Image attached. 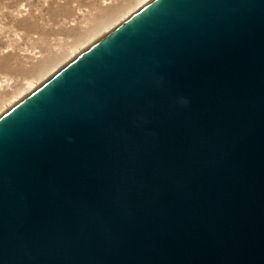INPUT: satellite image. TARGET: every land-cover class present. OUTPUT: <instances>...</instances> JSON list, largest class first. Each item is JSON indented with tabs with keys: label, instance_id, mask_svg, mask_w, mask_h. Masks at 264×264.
Segmentation results:
<instances>
[{
	"label": "water",
	"instance_id": "obj_1",
	"mask_svg": "<svg viewBox=\"0 0 264 264\" xmlns=\"http://www.w3.org/2000/svg\"><path fill=\"white\" fill-rule=\"evenodd\" d=\"M0 264H264V0H152L0 115Z\"/></svg>",
	"mask_w": 264,
	"mask_h": 264
},
{
	"label": "rangeland",
	"instance_id": "obj_2",
	"mask_svg": "<svg viewBox=\"0 0 264 264\" xmlns=\"http://www.w3.org/2000/svg\"><path fill=\"white\" fill-rule=\"evenodd\" d=\"M152 0H0V115Z\"/></svg>",
	"mask_w": 264,
	"mask_h": 264
},
{
	"label": "bare ground",
	"instance_id": "obj_3",
	"mask_svg": "<svg viewBox=\"0 0 264 264\" xmlns=\"http://www.w3.org/2000/svg\"><path fill=\"white\" fill-rule=\"evenodd\" d=\"M101 39V38H100ZM77 57V56H76ZM62 69V68H61Z\"/></svg>",
	"mask_w": 264,
	"mask_h": 264
}]
</instances>
